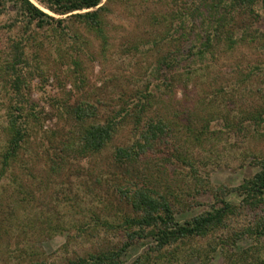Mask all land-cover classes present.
Here are the masks:
<instances>
[{
  "label": "rangeland",
  "instance_id": "1",
  "mask_svg": "<svg viewBox=\"0 0 264 264\" xmlns=\"http://www.w3.org/2000/svg\"><path fill=\"white\" fill-rule=\"evenodd\" d=\"M208 1L104 0L103 39L70 18L65 19L64 28L54 30L30 25L23 37L30 33L35 41H24L28 67L24 65L19 87L27 100L26 109L37 115L39 124L32 127L16 166L1 183L0 264H24L30 257L42 255L59 262L75 253L83 255L99 246L122 242L101 228L100 222L114 219L124 204L113 192L117 182L97 181L102 167L96 165L105 157V164L111 162L112 149L125 146L131 139L132 125L126 123L104 154L94 157L97 163L92 171L85 161H72L75 167L65 166L55 172L49 167L45 148L51 147L53 152L61 147L60 137L58 141L51 137L52 132L62 134V128L69 130L59 115L67 105L90 103L104 118L130 106L138 91L151 93L152 108L174 115L172 134L177 135L180 128L178 140L187 142L197 175L210 183L219 200L239 206L242 196L238 188L258 171L257 159L264 155V35L258 39L241 36L244 27L264 34V15L258 20L238 9H226L220 15L209 10ZM18 16L11 5L0 15V150L5 141L6 111L17 88L4 62L13 42L21 37L20 27L25 25L16 23ZM212 35L217 37L211 40ZM227 35L233 41L227 40ZM206 39L211 41L204 49ZM187 106L195 112L190 121ZM197 115L201 120H196ZM226 123L239 125V129L228 132ZM201 125L206 131L199 145L187 132H197ZM159 146V159H167L164 153L173 147ZM155 164L152 176L156 180L164 178L172 183L184 178L187 183L194 175L180 162L169 165L163 173ZM13 182L25 184L23 196L17 195L22 187L15 189ZM189 183L191 188L194 181ZM196 196V203H190L177 216L179 220L209 209L210 195ZM242 209L228 217L225 231L182 245L180 250L206 249L209 243L220 244L232 232H239L228 240L231 251L238 258L244 257L247 264H256L251 252L264 256V235L254 233L253 227L257 219L264 221V201L253 211ZM90 224L97 229H88ZM147 244L136 242L127 250L123 264L142 255ZM225 261L226 253L219 246L210 264ZM194 263L196 260L190 264Z\"/></svg>",
  "mask_w": 264,
  "mask_h": 264
},
{
  "label": "trees",
  "instance_id": "2",
  "mask_svg": "<svg viewBox=\"0 0 264 264\" xmlns=\"http://www.w3.org/2000/svg\"><path fill=\"white\" fill-rule=\"evenodd\" d=\"M35 1L59 18L46 14L31 0H0V15L5 12L7 6L11 5L16 8L17 14H19L15 18L16 23L25 24L20 27L21 37L18 41L13 42L10 54L5 57L4 62L6 72L11 76L14 75L12 84L17 88L15 98L7 108L6 124L3 126L5 141L0 150V188L3 179L16 166L20 150L29 141L32 127L39 124L37 115L26 109L27 100L20 92L19 87L20 77L26 69L25 66L28 67L27 58L22 50L24 41L29 42L31 39L35 41L30 33L26 37H23V34H26L31 24L36 29L64 28L62 24L65 19L70 18L85 25L101 39L104 38L101 17V13L105 10L104 0ZM208 2L207 6L211 8L209 10L220 13V15L226 9L243 10L258 20L264 15V0H209ZM221 20L220 17L219 22ZM205 35L209 36V33L207 32ZM263 35V33L258 34L255 29L250 30L249 27H244L241 38L258 39ZM214 37L217 36L212 35L211 40H214ZM225 38L233 41L229 35ZM211 40L206 39L204 49L209 47ZM165 64L170 65L169 62ZM149 97H151V93L139 94L138 91L133 97L135 101L130 105L131 107L128 106L129 109H126L128 107L121 108L118 112L104 118L100 115V110L90 103L67 105L63 107L59 115L69 126V130L65 132V129L62 128V134L58 136V133L52 132L51 137L55 140L60 137L61 147L59 145L58 151L53 152L49 151L52 149L51 147L45 148L52 171H59L65 166L75 167L76 165H73L72 161H85L90 168L89 171H92V167H95V163H97L94 157L104 154L106 148L126 123L132 125L131 139L125 146L112 149L110 152L111 162L105 164V159H107L105 157L104 160L103 158L98 160L96 165L97 168L102 167V171H98L100 177L97 175V181L118 183L113 192L117 199L124 204V210L115 215L117 219L114 218L111 221L104 219L100 223L102 224L101 228L105 229L103 231L105 234H108L106 232L108 231L114 233L115 237L122 238L121 244H114L111 247H108L107 244L104 247L99 246L97 250L86 252L83 255L75 253L72 257L62 258L59 262L49 261L44 255L30 257L24 264H123V257L127 250L138 241L147 242V250L130 264H190L193 260H196L194 264H210L219 246L226 253V261L223 264H247L244 257L238 258L231 251L232 245L228 241L238 236L239 232H232V236L220 244L215 241L209 243L206 249L192 248L187 251L180 250V248L182 245H189L192 241L213 237L217 232L225 231L226 220L230 215V217H234L235 210L243 208L242 210L253 211L262 205L264 201V155L257 159L258 171L238 188V192L242 196L239 206H231L225 201L219 200L218 194L211 189L210 183L203 182L197 175L194 157L189 155L190 150L186 145L187 142L180 143L178 140L180 128L177 135L172 134L174 115H164L158 109L152 108L154 104ZM185 111H187V119L190 121L189 117L195 112L192 111V107L188 106ZM254 118L259 119L256 116ZM196 120H201V117L197 115ZM225 125H227V131L231 133L234 129H239V125L236 124L226 123ZM205 131V125H201L197 132L189 130L186 135L201 145V137ZM65 135L66 140L64 139ZM186 135L184 134V136ZM162 143L165 148L173 147L169 152L164 153V156H168L167 159H159L158 153L161 150L157 147ZM172 151H175L177 156H173ZM155 161L157 166L161 170L163 169L162 173L169 165H177L180 162L188 166L194 175L188 176L190 178L187 183L184 178L173 180L172 183L164 178L156 180L152 176V169L156 165ZM190 180L194 181L191 188ZM13 185L17 190L22 187L21 191H17V195L25 194L24 187L27 188L25 184L15 183ZM199 193L210 195L209 209L185 220H179L177 216L189 208L190 203H196L198 198L196 195ZM22 202H24L23 199ZM259 221L257 219L255 227H253L255 228L254 233L264 235V221ZM87 228L93 230L95 227L90 224ZM230 228L235 230L233 225ZM104 241L107 242V240ZM251 254L254 256L256 264H264V256L261 257L256 252H251ZM161 257H164L162 261H160Z\"/></svg>",
  "mask_w": 264,
  "mask_h": 264
}]
</instances>
